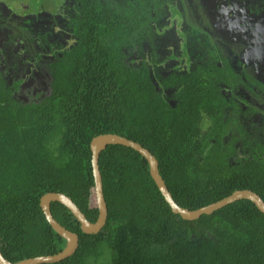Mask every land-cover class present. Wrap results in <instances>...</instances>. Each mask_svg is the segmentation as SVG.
Wrapping results in <instances>:
<instances>
[{
  "label": "trees",
  "instance_id": "16d2710c",
  "mask_svg": "<svg viewBox=\"0 0 264 264\" xmlns=\"http://www.w3.org/2000/svg\"><path fill=\"white\" fill-rule=\"evenodd\" d=\"M75 3L48 94L22 103L15 95L24 79L9 84L0 73L4 258L18 263L66 247L40 208L46 193L69 196L87 220H97L90 142L101 134L149 150L180 207L196 210L238 190L264 201V83L235 72L205 37L201 64L161 74L153 34L163 26L154 0ZM99 169L106 225L83 234L66 207L51 203L53 217L79 237L75 254L53 264H264V215L250 201L186 221L172 213L136 151L108 145Z\"/></svg>",
  "mask_w": 264,
  "mask_h": 264
},
{
  "label": "flooded vegetation",
  "instance_id": "af4514ba",
  "mask_svg": "<svg viewBox=\"0 0 264 264\" xmlns=\"http://www.w3.org/2000/svg\"><path fill=\"white\" fill-rule=\"evenodd\" d=\"M75 1L43 0L42 7L32 10L23 0H0V30L14 37L13 53L22 58L24 67L29 61L32 64L31 69L25 68L27 73L46 67L49 74L50 66L62 58V47L68 44L62 25L68 13L75 12ZM202 1L154 0V14L163 26L153 34V49L162 61L157 66L159 72H185L201 64L197 52L204 47L201 40L205 37L216 43L221 57L228 58L235 72L250 73L264 83V0ZM182 2L184 6L179 4ZM17 48L23 50L21 54ZM0 69L4 71L1 61Z\"/></svg>",
  "mask_w": 264,
  "mask_h": 264
},
{
  "label": "water",
  "instance_id": "95a60500",
  "mask_svg": "<svg viewBox=\"0 0 264 264\" xmlns=\"http://www.w3.org/2000/svg\"><path fill=\"white\" fill-rule=\"evenodd\" d=\"M108 145H119L127 147L140 154L148 163L150 177L154 181L157 189L161 193L166 203L169 205L172 213L180 216L183 220H197L203 215H210L240 200L250 201L264 215V201L260 198V196L250 190L235 191L230 196L225 197L222 200L196 210H188L186 208L180 207L173 200L172 195L165 184V181L159 173V163L155 156L152 155L149 150L141 146L139 143L129 140L123 136L111 133L101 134L94 137L90 142L91 167L94 179L96 203L98 208L97 220L94 223L87 220L86 216L69 196L63 193L56 192L46 193L40 199V208L52 230L66 241V247L64 248V250L55 255L38 256L20 261L18 263L9 262L0 252V264H53L67 260L75 254L79 246V237L76 233H73L63 227L53 217V214L51 212V203H59L66 207L78 221L83 234L95 235L102 231V229L106 225L108 217V207L103 194L102 177L99 169V158L100 154L107 148Z\"/></svg>",
  "mask_w": 264,
  "mask_h": 264
},
{
  "label": "rangeland",
  "instance_id": "374dc122",
  "mask_svg": "<svg viewBox=\"0 0 264 264\" xmlns=\"http://www.w3.org/2000/svg\"><path fill=\"white\" fill-rule=\"evenodd\" d=\"M24 2L27 3V5L32 9L35 10L37 8V10L42 7V3L43 0H23ZM194 1L197 0H189V3H194ZM201 2H203L202 0H200ZM180 6H184V3H179ZM169 13V12H168ZM7 16V15H6ZM38 20H40V18H38ZM171 30V29H170ZM168 31H166L167 33ZM10 34L9 31H5L3 32L2 30H0V61L2 62V66L3 69L1 70V74L4 77V79L11 84L13 81H16L18 78H23L24 81L23 83L20 85L19 87V91L16 93L15 97L21 101L22 103H26L28 100L34 99L38 94H48L49 93V85H50V78L48 76V72L46 69V67L37 71L36 73H27V69H25L26 67L28 69H31L32 64L29 62H27L26 67H24V65L22 64V58H19V56H16V53H13V50L15 49V47H13V45L8 44L5 45L4 44V39L5 37H8V35ZM12 36V34H10V37ZM177 38V37H175ZM166 49L169 50V44L164 41ZM172 48V47H170ZM23 50H20V48H17V52L19 54L22 53ZM27 55V54H26ZM17 57V58H16ZM30 58H32L30 56ZM37 61V60H36ZM42 61L45 62V58H42ZM20 62V63H19ZM47 72V73H46ZM255 75H259V74H255ZM261 75V74H260ZM247 101L250 103H255L254 99L246 96ZM252 118H254L256 123H260L259 119H261V116H252ZM260 127V124L257 125L256 129H258ZM255 128V127H254ZM256 132V131H255ZM105 261L101 260L99 261V263L97 264H106L104 263ZM88 263V262H87ZM91 264H95L94 262H92Z\"/></svg>",
  "mask_w": 264,
  "mask_h": 264
}]
</instances>
